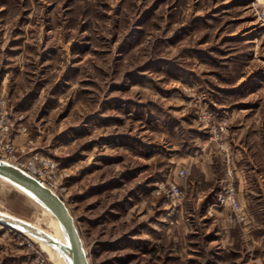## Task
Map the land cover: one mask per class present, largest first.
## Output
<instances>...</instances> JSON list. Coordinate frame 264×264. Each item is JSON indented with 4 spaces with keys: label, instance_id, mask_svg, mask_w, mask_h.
Returning <instances> with one entry per match:
<instances>
[{
    "label": "rangeland",
    "instance_id": "374dc122",
    "mask_svg": "<svg viewBox=\"0 0 264 264\" xmlns=\"http://www.w3.org/2000/svg\"><path fill=\"white\" fill-rule=\"evenodd\" d=\"M263 8L264 0H0V91L59 165L89 264L130 258L113 245L141 223L140 210L156 201L165 218L176 210L158 194L161 184L188 198L177 182L190 176L176 166L177 144L214 145L230 164L242 133H264V89L209 96L198 82L231 67L243 84L264 85ZM228 181L239 200L230 170L214 199ZM225 210L247 223L244 209L243 221ZM0 211L50 234L44 210L2 181ZM23 241L0 225V264H31Z\"/></svg>",
    "mask_w": 264,
    "mask_h": 264
},
{
    "label": "crops",
    "instance_id": "0c3cea01",
    "mask_svg": "<svg viewBox=\"0 0 264 264\" xmlns=\"http://www.w3.org/2000/svg\"><path fill=\"white\" fill-rule=\"evenodd\" d=\"M224 76L211 71L203 76L206 77L205 81L194 80L201 82L209 96L213 92H260L264 89L259 79L257 83L243 84V74L239 73L237 78L231 67ZM191 77L197 78V72ZM219 77L223 81L226 79V83L217 80ZM224 85L228 88L221 87ZM237 86L240 88L236 89ZM212 106L218 107L216 103H212ZM245 107L241 111L251 109L250 106ZM243 135V143L239 151L234 150L232 153L230 164L214 145L199 150L197 141L195 146H183V142L177 144L176 166L190 173L187 185L185 180L177 182L185 192L188 187V198L180 209L167 213L171 224L160 211L154 210L157 201L150 208L140 210L137 215L141 223L136 224L138 226L126 239L113 245L118 252H130V260H123V256L119 255L113 263L264 264V133ZM26 139V136H22L18 142L22 144ZM229 170L232 171L238 198L247 216L248 221L244 225L231 222L225 209H210L216 202L213 190L216 185L226 181ZM134 203L136 201L131 203L132 209L137 207ZM132 257L135 258L131 260ZM201 258L204 261H200Z\"/></svg>",
    "mask_w": 264,
    "mask_h": 264
},
{
    "label": "built area",
    "instance_id": "2783aa9c",
    "mask_svg": "<svg viewBox=\"0 0 264 264\" xmlns=\"http://www.w3.org/2000/svg\"><path fill=\"white\" fill-rule=\"evenodd\" d=\"M257 16L264 22V8L257 12ZM29 134L25 117L11 104L8 95L0 91V161L31 176L65 204L66 189L61 183L63 175L59 171V165L41 153L37 142ZM22 136L27 139L21 144L18 139ZM179 176L185 177V171H180ZM165 184H161L157 192H166L172 209L178 210L184 202L183 193L177 184L169 181ZM215 207L228 209L236 220H244L243 208L236 199V192L230 181L223 184L215 204L210 209ZM19 234L23 237V245L32 256L31 264H56L42 244L25 234Z\"/></svg>",
    "mask_w": 264,
    "mask_h": 264
},
{
    "label": "water",
    "instance_id": "95a60500",
    "mask_svg": "<svg viewBox=\"0 0 264 264\" xmlns=\"http://www.w3.org/2000/svg\"><path fill=\"white\" fill-rule=\"evenodd\" d=\"M0 181L10 185L42 210L52 215L58 225L60 239L33 223L0 211V225L25 234L56 251L61 264H89L74 219L65 204L50 190L23 171L0 161Z\"/></svg>",
    "mask_w": 264,
    "mask_h": 264
},
{
    "label": "bare ground",
    "instance_id": "6f19581e",
    "mask_svg": "<svg viewBox=\"0 0 264 264\" xmlns=\"http://www.w3.org/2000/svg\"><path fill=\"white\" fill-rule=\"evenodd\" d=\"M41 221L45 222L50 227V234L55 239H60L59 229L55 218L50 215L47 211H43V216H40ZM43 248L50 254L51 248L46 247L42 244Z\"/></svg>",
    "mask_w": 264,
    "mask_h": 264
}]
</instances>
